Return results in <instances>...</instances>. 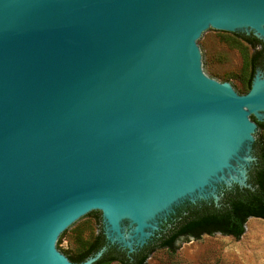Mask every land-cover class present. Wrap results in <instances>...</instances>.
I'll return each instance as SVG.
<instances>
[{
    "label": "water",
    "instance_id": "water-1",
    "mask_svg": "<svg viewBox=\"0 0 264 264\" xmlns=\"http://www.w3.org/2000/svg\"><path fill=\"white\" fill-rule=\"evenodd\" d=\"M251 31L264 0H0V264H94L106 245L61 251L93 211L131 254L179 206L252 188L264 78L239 94L203 48Z\"/></svg>",
    "mask_w": 264,
    "mask_h": 264
},
{
    "label": "rangeland",
    "instance_id": "rangeland-1",
    "mask_svg": "<svg viewBox=\"0 0 264 264\" xmlns=\"http://www.w3.org/2000/svg\"><path fill=\"white\" fill-rule=\"evenodd\" d=\"M203 48L211 77L245 88L251 50L241 38L231 32H214ZM100 228L99 219L82 222L64 238L62 250L80 252ZM147 264H264V219L249 218L240 238L221 233L182 238L175 251L158 249Z\"/></svg>",
    "mask_w": 264,
    "mask_h": 264
},
{
    "label": "trees",
    "instance_id": "trees-1",
    "mask_svg": "<svg viewBox=\"0 0 264 264\" xmlns=\"http://www.w3.org/2000/svg\"><path fill=\"white\" fill-rule=\"evenodd\" d=\"M260 168V176L253 182L254 189L244 188L237 191L233 188L226 190L223 192L219 204H215L213 200H201L196 203L187 202L179 206L176 212L161 224V228L149 244L131 254L116 245L108 244L101 225L100 231L94 239L80 252L61 251L70 260L81 262L106 245V251L94 264H110L112 262L147 264L148 258L158 249L166 248L175 251L177 242L182 238L200 239L203 235L215 233L240 238L245 232V224L249 216L264 218V165ZM91 213L97 216L100 223V213L97 211ZM65 233L66 230L58 241L62 240Z\"/></svg>",
    "mask_w": 264,
    "mask_h": 264
},
{
    "label": "flooded vegetation",
    "instance_id": "flooded-vegetation-1",
    "mask_svg": "<svg viewBox=\"0 0 264 264\" xmlns=\"http://www.w3.org/2000/svg\"><path fill=\"white\" fill-rule=\"evenodd\" d=\"M241 38L245 44L251 50V55L249 59V70L247 73V78L245 79V88H239L234 85L231 81H229L235 90L239 94H246L248 93L253 85L254 80L257 77L264 78V39L260 38L256 35L253 31L250 33L248 32H231ZM221 81V80H220ZM227 81V80H223ZM260 116L251 114L250 119L256 124V132L254 133V143H253V155L255 156V161L253 162L252 166L249 168L248 171V179L252 185L251 189H254L253 182L256 181L260 176V170L264 165V111L260 112ZM262 165V166H261ZM222 192L226 190L236 189L237 191H241L244 188L240 187L239 185H234L232 187H226V185H222ZM251 217H258L260 216H249ZM264 219V218H263Z\"/></svg>",
    "mask_w": 264,
    "mask_h": 264
}]
</instances>
